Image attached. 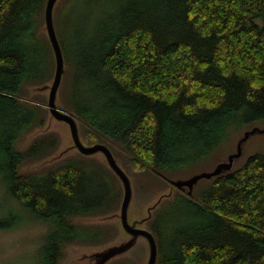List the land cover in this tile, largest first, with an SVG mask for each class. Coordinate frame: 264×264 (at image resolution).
<instances>
[{"label":"trees","instance_id":"trees-1","mask_svg":"<svg viewBox=\"0 0 264 264\" xmlns=\"http://www.w3.org/2000/svg\"><path fill=\"white\" fill-rule=\"evenodd\" d=\"M46 1L0 0V186L24 211H11L12 223L0 227L43 224L37 264H60L70 244L102 246L117 238L118 223L84 224L75 217L95 216L85 207L103 198L109 178L117 201L102 214L117 211L123 185L102 153L103 159L78 152L25 168L52 154L60 140L49 132L18 146L44 126L48 113L44 98H23L24 89L50 82L55 71L43 30ZM71 2L60 0L54 9L66 64L60 106L76 115L85 143L108 144L130 177L150 171L158 181L145 175L147 184L169 186L167 176L264 121V0H98L119 11L110 13L94 42L80 44L79 35L69 53L59 18ZM79 59L77 76L90 82L81 98L66 90ZM200 181L193 195L176 189L154 209L148 228L157 238L167 207L185 215L169 250L159 248L158 264H264V150ZM88 228L107 240L85 242ZM132 263L122 257L110 264Z\"/></svg>","mask_w":264,"mask_h":264},{"label":"rangeland","instance_id":"rangeland-1","mask_svg":"<svg viewBox=\"0 0 264 264\" xmlns=\"http://www.w3.org/2000/svg\"><path fill=\"white\" fill-rule=\"evenodd\" d=\"M117 11H119V8L110 6L108 2L100 6L98 0H72L71 4L62 10L59 18L63 47L69 53H71L72 47L79 35L81 36L78 40L80 44L94 42V35L101 30L103 22L108 18L111 12ZM88 30H90L89 35L92 34L93 37L85 36L88 34ZM42 44L45 46L44 43H41L40 46H42ZM48 60L50 61V57H48ZM70 65H72V63H70ZM82 65L83 60L79 59L75 69L73 68L72 70V73L69 77L70 79H68V86L66 89L75 94L78 98L86 96L87 90L90 87V82L87 79L77 76L78 74L82 73ZM50 70L51 67L49 68V71ZM23 93V98L25 100H31L33 103L39 100L42 101L44 98L42 104L48 109V93H35L31 89H24ZM59 105L62 106L61 101L59 102ZM44 113L45 112H43V114ZM50 117L52 116L50 115V111L48 109L44 126L34 127L30 130V132L24 135L23 139L18 144L19 148H26L28 142L38 136L49 132H55L60 135L58 146L60 150L57 148L59 152L54 158H61L63 156V158L67 156H76L78 153L77 150L71 149L66 151V148L72 144V137L68 124ZM254 127L264 128V121L253 124L245 128L240 133L234 134L227 142L220 145L218 150L211 153V155L202 161L191 165L186 169H181V171L173 172V174H170V176L167 177H170L171 179L188 178L195 173L212 170L219 162L226 161L229 155L236 151L237 143L240 137H242L246 130L253 129ZM257 149L264 150V133H256L249 137V139L244 143L243 154L235 160L233 167L235 168L244 162L246 158ZM96 156L100 159H103L101 154H97ZM34 162L37 163L36 161H33L29 164V166L35 164ZM94 169L96 170L95 167ZM145 175H147V177L152 181H158L154 174L150 171L145 173ZM145 175L139 174L136 177H131L134 190L133 199L129 210V216L131 219L145 217L147 214V208L157 199V197L162 192L168 193L170 190L169 186H164V188H162L158 185L154 186L147 184L145 182ZM199 183L201 185L204 184L203 181H200ZM104 184L106 192H103V198L89 201L85 207V213L92 215L102 214L103 212L107 211L106 208L109 209V207H114L116 205L117 192L115 185H113L114 183H111L109 178L105 180ZM187 190L188 188L183 189V192L187 193ZM97 196L100 197L99 195ZM13 210H17L20 215L24 216L23 209L8 198L5 195L4 188L0 186L1 226L12 223L9 213H11ZM180 210V208L172 209L167 207L165 211L160 214V217L158 218L160 234L157 238L159 248H163L166 251L169 250V245L174 238V227L181 224L185 220V215ZM117 215L115 218H117ZM117 223L119 224V222ZM46 230V226L36 222L27 223L17 229H4L0 227V264H37L36 250L41 244L42 237L46 233ZM88 230L89 231L84 234L85 238L83 240L85 242L101 243L107 240L104 239L105 237L99 229L88 228ZM125 238L126 235L121 234L118 241ZM103 239L104 241H101ZM93 251L95 250L79 245H68L65 249V255L60 264H88L89 260L87 257ZM148 254V244L144 239H142L125 255L129 258H132L136 264H146Z\"/></svg>","mask_w":264,"mask_h":264},{"label":"water","instance_id":"water-1","mask_svg":"<svg viewBox=\"0 0 264 264\" xmlns=\"http://www.w3.org/2000/svg\"><path fill=\"white\" fill-rule=\"evenodd\" d=\"M60 3V0H47L44 20L45 24L43 30L47 33L50 40L54 57H55V71L53 78L50 82L41 85H32L30 89L35 93L46 94L48 93L47 107L50 111V115L58 121L68 124L72 137V144L66 148V151L75 149L83 155H97L103 154L109 167L116 173L123 185V196L120 207L117 211L105 215L95 216H78L75 217L76 222L84 224H95V223H117L119 222L121 231L117 235V238L111 242L102 246H88L84 244H70L79 245L82 247L94 249L87 257L89 260L88 264H110L111 262L127 257L125 254L135 247L140 240L144 239L149 247V254L146 264H158L159 260V245L158 239L153 231L148 228V222L153 217V211L157 208L165 198H172L176 189H186L189 195H193L195 185L202 179H211L215 176L220 175L222 172L232 169L234 162L243 154L244 143L249 137L256 133H264V128L254 127L253 129L246 130L242 137L238 140L237 148L234 153L229 155L226 161L219 162L212 170L202 171L195 173L188 178L179 179H167L169 182L170 190L168 193L162 192L157 199L147 208V214L143 218L131 219L129 216V210L133 199V182L128 173L119 164L113 151L108 144L103 142H97L94 144H87L83 140L80 133L79 120L75 114L68 112L59 105L60 101V90L63 82V77L66 72V64L63 49L57 35L55 20H54V9L55 6ZM48 90V92H47ZM50 117V118H52ZM39 129V128H37ZM36 129V130H37ZM59 149V148H58ZM57 149V150H58ZM60 150V149H59ZM54 151L52 154L36 161L33 165H26V169H37L39 167L52 164L61 158H54L59 152ZM186 187V188H185ZM119 212V213H118ZM118 214V215H117ZM117 215V218H115ZM116 219V220H115ZM115 220V221H114ZM121 234H125L126 238L119 240Z\"/></svg>","mask_w":264,"mask_h":264}]
</instances>
